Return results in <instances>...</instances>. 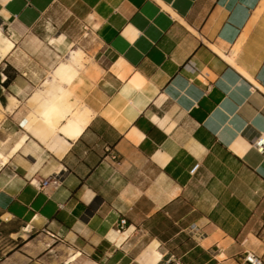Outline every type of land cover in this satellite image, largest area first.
I'll use <instances>...</instances> for the list:
<instances>
[{
  "label": "crops",
  "instance_id": "obj_1",
  "mask_svg": "<svg viewBox=\"0 0 264 264\" xmlns=\"http://www.w3.org/2000/svg\"><path fill=\"white\" fill-rule=\"evenodd\" d=\"M60 8L93 117L42 142L25 125L44 88L14 62ZM0 27L18 72L0 150L28 134L0 163V264H264V0H0Z\"/></svg>",
  "mask_w": 264,
  "mask_h": 264
},
{
  "label": "bare ground",
  "instance_id": "obj_2",
  "mask_svg": "<svg viewBox=\"0 0 264 264\" xmlns=\"http://www.w3.org/2000/svg\"><path fill=\"white\" fill-rule=\"evenodd\" d=\"M15 34L19 33L15 32ZM11 38L5 36L0 27V58L7 56L15 47V42ZM50 44L55 45L58 52L64 53L65 59L50 69V75L45 84H50L51 89L38 90L31 97L32 111L27 117L25 130L42 142H47L57 134H61L66 139L75 140L93 117L92 110L76 94L79 84L83 82L82 71L86 69V63L90 58L81 49L70 48L69 41L62 34L51 38ZM220 54L233 63L232 58L222 52ZM18 103L19 101L12 97L8 106L9 110L12 111ZM5 109L6 107L0 104V126L5 118ZM27 138L28 134H23L8 154L0 150L1 165L8 162L9 158L22 148ZM111 237L113 238L112 235Z\"/></svg>",
  "mask_w": 264,
  "mask_h": 264
},
{
  "label": "rangeland",
  "instance_id": "obj_3",
  "mask_svg": "<svg viewBox=\"0 0 264 264\" xmlns=\"http://www.w3.org/2000/svg\"><path fill=\"white\" fill-rule=\"evenodd\" d=\"M70 22L71 16L69 11L65 8H60L53 15L46 16L42 21L41 29L38 31L42 37L41 41H38L33 36H30L27 38V41L24 42V47L22 49H24V52L27 53L29 58H17L14 62V66H16L19 70L30 69L35 71L37 74L32 75V81L36 87L40 86L44 88V90L46 88L51 89L50 84H45V80L50 75V69H53L59 61L65 59V56L58 54L57 47L55 45L51 46L50 39L59 36V31L64 29L70 36ZM73 29L72 35L74 33L75 37L80 36L84 38L83 35L87 32V30L81 28V26H74ZM4 33L6 34L7 32L5 31ZM86 38H89V35ZM76 45L72 46L69 43L70 48H76ZM21 56L24 55L22 54ZM5 69H7L9 76L12 78L16 77L18 74L15 68L11 66L8 67L6 61H4L0 64V79L2 78L1 72L4 73ZM44 145L49 148H53L55 146L54 143Z\"/></svg>",
  "mask_w": 264,
  "mask_h": 264
},
{
  "label": "built area",
  "instance_id": "obj_4",
  "mask_svg": "<svg viewBox=\"0 0 264 264\" xmlns=\"http://www.w3.org/2000/svg\"><path fill=\"white\" fill-rule=\"evenodd\" d=\"M253 147L261 154H264V134L259 135L256 140L253 142ZM53 182L57 183V180H44L40 182L31 181V183L37 189H43L45 186L52 185ZM121 224L125 225L126 220H121ZM244 261L247 264H262V260L254 252H246L244 256Z\"/></svg>",
  "mask_w": 264,
  "mask_h": 264
},
{
  "label": "trees",
  "instance_id": "obj_5",
  "mask_svg": "<svg viewBox=\"0 0 264 264\" xmlns=\"http://www.w3.org/2000/svg\"><path fill=\"white\" fill-rule=\"evenodd\" d=\"M8 67H10V65H8ZM4 72H5L6 76H7V78H6V80L4 81L3 85H4V86H7L8 83L11 81V77L8 75L7 69H5Z\"/></svg>",
  "mask_w": 264,
  "mask_h": 264
}]
</instances>
